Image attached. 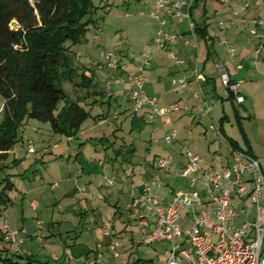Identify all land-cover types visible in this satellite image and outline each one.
Masks as SVG:
<instances>
[{
  "label": "crops",
  "instance_id": "0c3cea01",
  "mask_svg": "<svg viewBox=\"0 0 264 264\" xmlns=\"http://www.w3.org/2000/svg\"><path fill=\"white\" fill-rule=\"evenodd\" d=\"M209 2L210 0H200L199 4L193 8V18L201 28L199 33L190 31L188 27L189 22L187 20L176 21L173 20L171 16L167 15L166 30L182 35L179 42L172 45L170 50L176 56L183 59L184 63L177 64L176 61L169 57L164 51L158 53L155 60L152 62V72L148 77L144 70L147 79L144 90L149 96H154L158 99L159 107L161 109H165L169 104L176 102L184 107H190L191 109L189 113H194L195 111L198 112L199 110H202L203 107L205 108V102L211 104V112L213 111V105H215V107L216 105L219 107L221 106L223 115L219 120L221 122L220 129L217 131L223 134L222 137H224L229 151L228 155L221 156L215 154L213 163L217 164V162H219L222 166L231 163L233 154L239 150L232 144V140L237 142L238 148L252 152L257 156L241 121L239 128L242 143L245 144V147H242L240 140L232 138L224 133L222 122L229 118L226 111L229 102L233 104L237 113L240 112H238L239 107L234 100L225 95V90L221 82L220 68L226 67L233 79L243 80V94L246 97L243 108L246 110L247 116L239 117V119H250L252 115L256 113L257 105L254 101L256 97L255 93H257L258 88L261 86L260 79L264 78V64L260 63L255 66L252 56L258 43L264 42V23L258 26V34L255 36L251 33V29L254 28V26L256 27L257 21H264V0H223L226 12H224L223 17L220 20L219 26H222V28L212 26V23L209 22L210 19H207L206 13L209 10L207 7ZM152 4L149 8L150 10L152 9ZM202 4H204L203 12H201ZM196 12L198 14H196ZM220 15L221 12L217 13V17ZM142 16L146 17L144 15ZM224 23L228 24L224 26ZM151 40L153 41V39ZM186 40L190 41V43H186ZM68 55L72 71L67 70L62 73L64 81L73 80L72 76L80 77V74L77 73L80 63L72 58L71 52ZM167 64H170V68ZM121 65L123 66V64ZM195 69H197L198 72H201L205 77L204 80L200 82L201 85H199L200 83H198L196 79L197 74L195 73ZM127 72L129 71L124 67H122L120 72H116L114 77H120L123 82L120 85H112L110 88L107 87L108 90L110 89L108 92H105L104 90L102 91L101 88H98L97 86L94 87V85L92 86L93 88L90 87L81 94H72L64 88L68 95L66 101H70V103L77 101V103L82 105V103L86 102L85 100L90 98L91 95L99 94L103 99H106L109 96L107 100L110 103L115 99L118 106L122 107V104H125L124 111L120 114L122 116H118L117 118L120 119L124 117V125L127 127V124H129L132 134L133 132H136L137 134H135L136 137L132 142L128 143L124 141L121 148L115 149L114 156L107 155L102 157L104 154L103 151L106 150V147H104L105 141H101V137H97V135L92 138L93 140H97L90 142L89 144H100L102 142L103 147L100 148L95 145L88 157L84 154V146L77 149L80 152L75 158V163L78 166V171H81L87 182L83 183L81 179L75 180V186L71 188V191L65 195L62 201H60L69 202L67 206L62 205V203L59 204V209L65 212H61L62 214L58 217L59 225L62 223L68 226L66 233L67 236L58 230H43L44 233H46V237L37 236L38 242L44 243L40 251L36 252L37 254L33 250L32 243L31 247H28L30 250L26 249L18 253L20 259L26 261L25 264H92L91 260L97 256L98 252H100L97 248L100 243L104 246L101 249V252L103 253V262L100 264H114L113 252L109 245L115 239L119 240L117 250L121 254L120 264H130L133 259V252L131 251L137 248L140 244L139 241L142 243L145 239L139 217L129 207L132 186L134 185L137 192L140 193L144 186V181L149 180L156 172L157 160L160 157H169L172 159L171 168H169V170L158 172L161 175L163 183L159 192L163 198H170L175 191H178L173 187L174 182L178 177H176L174 170H172V166H176V170L186 162L184 147L188 145L187 141H189V138L193 137V133H187L186 130V128L189 127V119H187L185 116L186 114L183 112H174L169 115L170 123L167 125L170 126L171 124H174L179 130L177 131V138H175V142L171 146L161 142L163 132L160 129L155 131L154 127L146 142L145 135L148 133L146 132L145 134L143 130L145 125L149 126L151 124L146 122V109L137 114L132 112L133 103L128 96L129 92L132 90V85L128 82ZM164 76L170 78V84L164 82ZM183 76L189 78L190 85L182 94H180L177 90V85L173 82L175 79ZM76 84L82 89V82H76ZM197 91H200L203 94V101L197 100L194 97V93ZM66 104L62 107V109L64 108L62 114L67 113L66 108L68 106ZM248 108H250L251 112L248 111ZM211 112H205L203 114L204 116L201 115V119H205L207 117L206 115L211 114ZM103 117L106 116L104 115ZM194 117L195 114L193 118ZM64 122L65 123L64 125L62 124V126L63 129H65V133L56 134L61 135L62 137L66 136L69 139L78 138L79 132L74 135L69 133V125H65L67 118ZM156 124L160 128L163 127L160 118H158ZM104 137L106 138L105 133ZM151 139H158L161 143L155 145L151 142L152 147L150 145ZM137 141H139V143L145 141L143 142L144 146L139 148V145L136 144ZM200 143L201 142H199L198 145ZM32 150H34V147ZM175 156L179 158L182 156V158L177 160L175 159ZM202 159L203 164L205 160L203 157ZM128 170H133L131 176L127 175ZM109 178H114L112 185H107V180ZM72 181V179H67L63 181L64 183L62 182V184L66 185ZM60 188H62V185L55 186L56 190ZM31 205L33 208H38V202L36 200H33ZM250 205L251 207L249 209L248 206ZM245 206L248 212L251 213L254 211V206L249 200L246 201ZM186 213L187 214H185L184 217L182 213L181 222L184 227L186 226L185 228H188L190 226L185 224L187 222L191 224L193 221L191 220L189 212ZM44 215L45 220L48 222L50 218L48 211ZM85 217H88L90 222L86 225V230H89V228H92L95 225L101 226L104 230L107 224L112 225L110 236L106 235L105 231L104 233L102 231L97 238L99 242L97 241L96 246L89 243L91 240H88V234L85 235V232H80L76 226L79 224L81 225L84 220L83 218ZM51 218L54 219L55 217ZM245 219V216H241L236 219V223L238 224L239 220L245 221ZM133 220L135 223L132 222ZM150 221L154 222L152 216H150ZM36 224L43 226L46 222L44 223L43 220H37ZM18 231L21 236V229ZM150 231L151 229L147 230L148 233ZM90 234L92 235V231ZM2 235L0 236L1 239ZM127 235L129 236L127 237ZM22 240V242H15L12 244L25 245V240ZM165 243L170 247L168 242ZM169 247L166 249L168 252V258L170 253ZM129 250L130 253L128 252ZM2 252H5L6 260L1 257ZM11 253V249L4 248L0 245V260L2 262L0 264H14V259L10 256ZM125 257L127 258V261H125ZM41 258H43V260H38ZM18 264L23 263L20 262ZM133 264H155V262L152 257H150V259H139L137 262H133Z\"/></svg>",
  "mask_w": 264,
  "mask_h": 264
},
{
  "label": "rangeland",
  "instance_id": "374dc122",
  "mask_svg": "<svg viewBox=\"0 0 264 264\" xmlns=\"http://www.w3.org/2000/svg\"><path fill=\"white\" fill-rule=\"evenodd\" d=\"M31 1L34 3V0ZM96 2L100 4V0H96ZM102 4L103 7L99 8L97 13L99 21L96 26H93L91 30H89L87 42L72 47L71 56L76 62L80 63L77 72L80 74V77L72 76L73 80H65L63 82V87L72 94H81L89 89V87H84L82 85V89H80V86L76 84V82H82L83 73L90 74V76L94 77V87L97 86L105 92L110 90H108L105 85L108 82L114 83L117 76L114 77L116 74L115 71L107 68H99V62L102 61L101 50H113L120 59L121 64H123L122 67L126 68L128 71L145 67L147 77L152 72L151 65L156 56L151 59V55H149L153 42L151 39H154L153 37H155L158 29V22L148 15L152 0H109L108 4L106 1ZM207 7L209 10L206 13V17L210 19L209 22L216 28H222V26H219L220 20L224 12H226L223 0H210ZM201 10V12L204 11V4L201 5ZM142 12L145 13L144 16L146 17L140 14ZM220 12L221 15L217 17V13ZM196 14L198 13L196 12ZM224 24V26H226L228 23ZM167 65L170 68V64ZM164 77V82L170 84V78H166L167 76ZM260 81L261 86L258 88L257 93H255L256 97L254 99L257 105L256 113H254L250 119H239L236 109L233 104L229 102V106H227L226 109L229 118L228 120H223L222 125L226 135L240 140L242 147H245V144L242 143L239 128L240 121L243 123L248 134L247 136H249L252 142L255 154L259 159H262L261 163L264 170V78L260 79ZM107 98L103 99L101 95L95 94L91 95L90 98L85 100L86 102L82 103V105L90 111V115L82 123L78 138L69 139L66 136L62 137L61 135H57L50 130L51 125L48 122H42L36 118L27 119L25 125L20 129L19 141L10 151L9 157L4 160V165L8 166L5 170L11 174L10 177L15 184L14 188L9 190L13 205L7 208L0 206V236L6 230L4 228L6 227V222H8L11 229H21L22 234L20 237L26 242L25 245H15L12 243H5L0 237V245L12 250L10 256L14 259V264L20 262L23 264L26 263L25 260L20 259L18 253L26 249L30 250L28 247H31L32 244L35 253L40 251L44 243H39L37 236L46 237V233H44L43 230H58L67 236L68 226L62 223L59 225L58 217L62 214L61 212H65L59 209V204L62 203V205L67 206L69 202L60 201H62L65 195L71 191V188L75 186V180L81 179L83 183L87 182L81 171H78V166L75 163V158L80 152L77 149L84 146V154L88 157L95 145L100 148L103 147L102 142L100 144H89L97 140L92 139L97 135V137H101V141H105L104 147H106V150L103 151L104 154L102 157L107 155L114 156V150L121 148L124 141L130 143L135 139V134L137 133L133 132L132 134L129 124H127V127L124 125V117L120 119L117 118L118 116H122L120 114L124 111V106L126 105L122 104V107L118 106L115 99L110 103ZM65 104L69 106L71 103L66 100L61 101L56 110L57 114L60 113L61 108ZM3 105L4 100L0 96V107ZM181 107L184 106L181 105ZM204 109L203 107L202 110L198 112L195 111L194 113L183 112L190 122L189 127L186 128L187 133H193V137L189 138V141H187L188 145L184 148L185 150L191 149L192 152L202 156L205 160L202 164L203 166L215 165L219 167L221 166L219 162H217V164L213 163L214 155H228L229 150L224 137H222L223 134L219 131L212 130V126H216L220 129L221 122L219 120L223 115V110L221 106L219 107L216 105L215 107V105H213L211 114L206 115L207 117L205 119H201V115L205 113ZM248 109V111L251 112L250 108ZM194 114L195 117L193 118ZM104 115L106 117H103ZM240 115L242 116L241 113ZM66 118L67 122L65 125L67 126L69 125L68 114H62L61 123L63 125ZM150 126L151 125H145L143 130L145 134L146 132L148 133L145 135L146 142L147 138L152 133L153 126H151L152 128ZM164 126V130L166 131H179L178 127L174 124ZM104 133L106 138L104 137ZM143 142L145 141H141V143L137 141L136 144L139 145V148H142L144 146ZM199 142L201 143L198 145ZM33 147L34 150H32ZM175 157L177 160L182 158V156L180 158L177 156ZM172 167V170L176 173V166L173 165ZM67 179H72L73 181L66 185L62 184V182ZM56 185H62V188L56 190ZM173 187L175 190L189 189L188 180L178 177ZM33 200L38 202V208L32 207L31 202ZM248 207L250 209L251 205ZM47 211L50 215L48 222L44 218V214ZM186 212H189V210L183 211V217L187 214ZM51 217L55 218L52 219ZM255 217L256 209L254 208V211L251 212V218H249L250 222H253ZM83 219L81 225H76L77 229L80 232H85V235L88 234V240H91L89 243L96 246L97 241L99 242L97 238L102 231L104 233V230L101 226L96 225L86 230V225L90 222L88 217ZM37 220H43L46 224L39 226L36 224ZM243 221L244 220H239L238 224L241 225ZM132 222L135 223L134 220ZM185 225L191 226L192 223L190 224L187 222ZM91 231L92 235L90 234ZM128 236L129 235H127V237ZM139 242L140 244L137 248L131 251L133 252V259L130 264H133L135 261L137 262L139 259H150V257H152L155 264H166L168 261V252L166 249L169 246H167L165 242H156L153 244H146L143 241L142 243L141 241ZM169 245L171 247L170 243ZM128 252L130 253V250ZM1 254V257L6 260L5 252ZM38 260H43V258ZM125 261H127L126 257ZM0 263H2L1 260Z\"/></svg>",
  "mask_w": 264,
  "mask_h": 264
},
{
  "label": "built area",
  "instance_id": "2783aa9c",
  "mask_svg": "<svg viewBox=\"0 0 264 264\" xmlns=\"http://www.w3.org/2000/svg\"><path fill=\"white\" fill-rule=\"evenodd\" d=\"M152 9L149 16L158 22V29L151 44V59L164 51L173 58L177 64H183L184 60L176 56L170 47L179 42L182 35L166 30L167 15L173 20L189 22V29L195 32V23L192 18V8L195 0H152ZM144 15L145 13H140ZM264 21H257L256 27L251 29L255 36L258 34V26ZM186 43L190 41L186 40ZM253 59L255 66L264 64V42H259L254 50ZM101 69H109L115 72L122 70L120 59L113 50H101ZM145 67L127 72V79L132 90L128 96L133 103V112L139 113L146 109L145 119L148 124L163 132L162 143L172 145L177 138V130L166 131L164 125L170 123L169 115L178 112H189L190 107H181L176 102L169 104L165 109L159 107L158 99L146 94L144 87L146 76ZM198 83L204 80V75L195 69ZM221 82L225 95L233 98L238 105L240 113L246 117L243 104L246 97L243 94V80L233 79L226 67L220 68ZM123 80L116 77L114 83L108 82L107 87L120 85ZM174 84L182 94L190 85L188 77L175 79ZM201 85V83L199 84ZM200 91L194 93L197 100L203 101ZM205 102V101H204ZM205 112L210 113L211 104L205 102ZM4 105L0 107V116ZM161 119L163 127L156 122ZM212 130L217 131L216 126ZM153 144H160V140L151 139ZM185 164L176 169V177L188 180L186 190H178L170 198H163L159 192L163 186L159 171L169 170L172 159L160 157L156 163V172L149 180L144 181L140 193L135 186L130 191V209L139 217L144 242L153 244L156 242H168L171 244L169 258L166 264H264V170L262 159L243 150L233 154L231 163L222 166H203L202 156L185 150ZM133 170H128L131 176ZM114 178L107 180V185H112ZM249 200L256 209V217L250 222L251 213L248 212L245 203ZM184 210H189L192 225L183 226L181 215ZM150 216L154 222L150 221ZM245 216V221L238 225L236 219ZM153 225H152V223ZM6 229L2 239L5 243L22 242L20 232L10 228L6 222ZM151 229L148 233L147 230ZM112 225L105 226V234L110 236ZM119 240H113L109 247L113 252L114 264H120L121 254L117 247ZM98 245L97 256L91 260L92 264L103 262L101 249Z\"/></svg>",
  "mask_w": 264,
  "mask_h": 264
},
{
  "label": "trees",
  "instance_id": "16d2710c",
  "mask_svg": "<svg viewBox=\"0 0 264 264\" xmlns=\"http://www.w3.org/2000/svg\"><path fill=\"white\" fill-rule=\"evenodd\" d=\"M104 1L109 3V0H100V4L96 0H34V3L0 0V96L4 100L0 117V206L3 208L13 205L9 190L15 186L11 174L5 170L8 166L4 160L19 141L25 121L36 118L48 122L54 133H65L61 123L64 108L56 113L60 102L68 97L62 73L72 71L68 54L74 45L87 42L89 30L99 21L97 13ZM199 1L195 0L193 8ZM193 21L195 32L199 33L201 28L194 18ZM94 84L93 76L82 74L84 87ZM66 110L69 133L77 134L90 111L77 101ZM231 142L236 149L243 150L237 142Z\"/></svg>",
  "mask_w": 264,
  "mask_h": 264
}]
</instances>
